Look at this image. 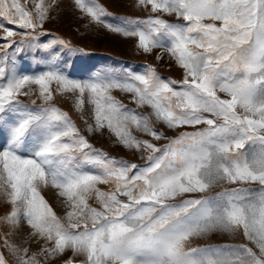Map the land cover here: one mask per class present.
Listing matches in <instances>:
<instances>
[{
    "label": "snow or ice",
    "instance_id": "obj_1",
    "mask_svg": "<svg viewBox=\"0 0 264 264\" xmlns=\"http://www.w3.org/2000/svg\"><path fill=\"white\" fill-rule=\"evenodd\" d=\"M72 6L138 52L167 54L182 79L153 66L72 78L57 46L78 49L41 38L58 0H0V264H264V0H135L153 15L118 23L98 0ZM32 51L47 54L45 69L19 73ZM58 98L72 100L84 132L107 129L143 163L96 149ZM157 123L192 131L170 138ZM213 236L231 242L192 244Z\"/></svg>",
    "mask_w": 264,
    "mask_h": 264
},
{
    "label": "rangeland",
    "instance_id": "obj_2",
    "mask_svg": "<svg viewBox=\"0 0 264 264\" xmlns=\"http://www.w3.org/2000/svg\"><path fill=\"white\" fill-rule=\"evenodd\" d=\"M21 2H24V0H21ZM98 2L111 13V16L106 19L112 23H118L119 18L123 17L142 19L147 18L149 15H153L150 9L144 10L143 8L137 9L133 7L135 0H98ZM58 4L59 7L57 10L51 14L52 19L45 22V33L41 38L47 40L58 37L68 41L73 48L78 49L75 53H69L61 46H57L62 53L60 62L67 61V63L64 64V68L71 72L72 78H89L93 74L103 72L106 69H114L117 72L131 70L135 73H141L146 67L153 66L162 78L177 81L182 79V70L176 66L175 62L167 54H163V59L157 61L154 55H146L142 52H138L134 46V40L130 38L126 39L116 33H112L102 26L90 24L88 18H81V14L73 8L72 0H58ZM164 19L169 20V22H174L175 20L174 17L167 16H165ZM17 39L19 38L17 37ZM46 55L47 54L43 52H26L18 61V72L33 74L44 70L46 64L41 57H46ZM156 55H161V52L157 50ZM32 87L35 88L36 86ZM52 87L55 88V85ZM112 95L129 109H133L136 112L146 114L150 111V109L146 107H137V105L131 101L130 95L126 93L114 90ZM20 99L30 107H34L31 105L28 97L22 96ZM72 103L70 99L58 98L56 106L63 111L69 112L77 127L81 129L82 133L87 136L89 142L96 149L102 150L109 156L117 159H124L131 163H143L138 155L129 152L119 145L113 144L112 141L114 137L108 133L107 129L103 130V134L96 133L94 135H88L84 132V122L80 119V114L73 110ZM90 115V109L86 108L85 116L90 117ZM90 122L94 123V121ZM155 127L158 131L170 138L177 135L179 131H192L190 128H182L179 130L168 129L161 123L155 124ZM199 127L203 126L201 125ZM137 135L141 134L137 133ZM5 138V134L0 132V140H4ZM141 138L145 137L141 135ZM167 142V140H161L155 143L164 145ZM224 187L231 186L224 185ZM221 190L222 188L220 187H214L210 189L207 194L215 195ZM42 194L52 206L53 210L58 215L62 216L64 214V208L60 203L56 190L46 189ZM7 210V205L0 202V216H3ZM227 242H231L228 236H213L210 241L194 238L192 244L193 246H203L205 243L220 244Z\"/></svg>",
    "mask_w": 264,
    "mask_h": 264
}]
</instances>
